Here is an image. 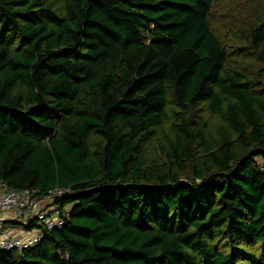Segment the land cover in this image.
<instances>
[{"label": "trees", "instance_id": "16d2710c", "mask_svg": "<svg viewBox=\"0 0 264 264\" xmlns=\"http://www.w3.org/2000/svg\"><path fill=\"white\" fill-rule=\"evenodd\" d=\"M218 1L0 0V183L69 206L0 264H264V15L249 75Z\"/></svg>", "mask_w": 264, "mask_h": 264}, {"label": "built area", "instance_id": "2783aa9c", "mask_svg": "<svg viewBox=\"0 0 264 264\" xmlns=\"http://www.w3.org/2000/svg\"><path fill=\"white\" fill-rule=\"evenodd\" d=\"M64 192L56 187L38 194L31 188L13 189L0 183V249L21 253L37 244L45 229L60 228L68 215V206L60 207L55 200ZM32 220L36 225L24 228ZM14 221L20 222L16 225L25 230L24 235L6 231L4 224Z\"/></svg>", "mask_w": 264, "mask_h": 264}, {"label": "rangeland", "instance_id": "374dc122", "mask_svg": "<svg viewBox=\"0 0 264 264\" xmlns=\"http://www.w3.org/2000/svg\"><path fill=\"white\" fill-rule=\"evenodd\" d=\"M52 4L57 10H61L63 0H52ZM212 14L213 28L228 49L229 60L226 66L230 69L242 67L248 70L249 75L254 74L255 69L263 63H259L258 56L253 50H246V54H242L241 42L233 36L231 26L237 28L235 31L245 32L251 24L256 23L264 15V0H219L214 5ZM209 120L213 126L218 123L216 116L211 117ZM163 132L171 134L168 124L158 127L152 140L146 144L145 161L147 165L155 160L162 162L164 159L162 150V145H164ZM4 226L7 227L8 224L6 223ZM15 226L19 227L16 224Z\"/></svg>", "mask_w": 264, "mask_h": 264}, {"label": "crops", "instance_id": "0c3cea01", "mask_svg": "<svg viewBox=\"0 0 264 264\" xmlns=\"http://www.w3.org/2000/svg\"><path fill=\"white\" fill-rule=\"evenodd\" d=\"M8 226L5 227L6 231L9 232V233H12V234H16V235H24L25 234V230L19 226H15V224L13 223H7Z\"/></svg>", "mask_w": 264, "mask_h": 264}, {"label": "water", "instance_id": "95a60500", "mask_svg": "<svg viewBox=\"0 0 264 264\" xmlns=\"http://www.w3.org/2000/svg\"><path fill=\"white\" fill-rule=\"evenodd\" d=\"M139 185H147V186H149V187H159L160 185H158V184H144V183H140ZM13 224H20V222H18V221H14V222H12Z\"/></svg>", "mask_w": 264, "mask_h": 264}]
</instances>
